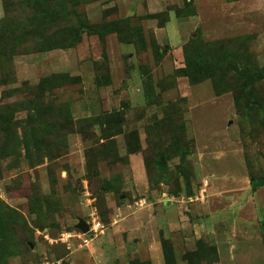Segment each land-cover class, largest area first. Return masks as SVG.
Instances as JSON below:
<instances>
[{"label":"rangeland","instance_id":"374dc122","mask_svg":"<svg viewBox=\"0 0 264 264\" xmlns=\"http://www.w3.org/2000/svg\"><path fill=\"white\" fill-rule=\"evenodd\" d=\"M263 67L264 0H0V264H264Z\"/></svg>","mask_w":264,"mask_h":264},{"label":"trees","instance_id":"16d2710c","mask_svg":"<svg viewBox=\"0 0 264 264\" xmlns=\"http://www.w3.org/2000/svg\"><path fill=\"white\" fill-rule=\"evenodd\" d=\"M188 61V60H186ZM188 64V62L186 63V65ZM263 70H264V67H263ZM185 75H188L190 77V79L193 81V82H196L198 81L196 76H194L189 70H187L186 74ZM252 184L254 186H264V178H261V179H252Z\"/></svg>","mask_w":264,"mask_h":264},{"label":"water","instance_id":"95a60500","mask_svg":"<svg viewBox=\"0 0 264 264\" xmlns=\"http://www.w3.org/2000/svg\"><path fill=\"white\" fill-rule=\"evenodd\" d=\"M78 227L83 231L87 232L90 229V226L87 224V222L84 219H80V222L77 224Z\"/></svg>","mask_w":264,"mask_h":264},{"label":"crops","instance_id":"0c3cea01","mask_svg":"<svg viewBox=\"0 0 264 264\" xmlns=\"http://www.w3.org/2000/svg\"><path fill=\"white\" fill-rule=\"evenodd\" d=\"M16 62V61H15Z\"/></svg>","mask_w":264,"mask_h":264}]
</instances>
